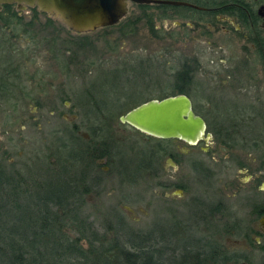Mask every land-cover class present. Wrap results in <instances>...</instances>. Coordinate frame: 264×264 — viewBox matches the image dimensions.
<instances>
[{
  "label": "rangeland",
  "instance_id": "rangeland-1",
  "mask_svg": "<svg viewBox=\"0 0 264 264\" xmlns=\"http://www.w3.org/2000/svg\"><path fill=\"white\" fill-rule=\"evenodd\" d=\"M146 4L128 1L118 23L86 32H75L59 17L31 6L14 7L22 18L18 24L0 20V65L17 72L12 73L15 84L0 99V159L34 165L52 136L69 141L74 125L79 134H88L93 120L90 97H104L116 108L109 114L115 144L111 167L105 165L103 171L95 162L90 171L91 180L98 173L103 180L84 207L96 228L102 230L106 218L117 225L110 215L114 209L128 229L169 232L179 242L209 236L241 252L238 264H260L264 228L261 242L255 243L252 226L259 217L252 208L264 203V189H258L264 188V180L251 189L248 179L251 171H260L233 164L229 145L211 133L189 144L178 138L162 140L119 120L129 106L176 91V73L184 66L192 80L187 94L206 123V111L213 110L229 126L233 120L254 122L253 131L242 128L248 137L264 132V66L257 45L223 30L231 27L221 20L210 23L196 11L192 18L176 13L167 17L155 3ZM138 63L146 66L139 68ZM118 148L131 159L130 168L136 153L154 151L155 161L123 175ZM242 151L251 160L259 153ZM201 157L207 166L200 164ZM238 185L241 189L234 193ZM219 200L218 212L202 219V208Z\"/></svg>",
  "mask_w": 264,
  "mask_h": 264
},
{
  "label": "trees",
  "instance_id": "trees-1",
  "mask_svg": "<svg viewBox=\"0 0 264 264\" xmlns=\"http://www.w3.org/2000/svg\"><path fill=\"white\" fill-rule=\"evenodd\" d=\"M188 1L206 8L167 3L155 4L160 8L161 14L167 17L176 13L192 18V12L196 11L200 13L201 19L214 23L215 7L222 5L221 10L228 12L230 7L228 2L233 0ZM140 5L147 4L140 3ZM14 7L10 3L1 4L0 20L7 24L20 23L22 18ZM148 20L150 28H153L151 20ZM252 41L257 45L256 49L264 66V39ZM139 63L135 66L139 68L146 66ZM13 72L14 69L10 70L0 65L1 89H7L8 84H15L12 80ZM15 73L17 76V72ZM174 83L177 90L171 94L187 93L188 85L192 84V80L184 66L176 73ZM90 98L89 110L93 120L88 134H79L78 128L74 125L69 130L71 137L69 141L59 140L66 138L64 136L56 140L55 135L52 136L50 145L42 155L36 154L39 160L34 165L28 166L26 162L21 161L20 165L16 166L0 160V264H238L241 262L243 259L241 252L228 250L216 240L209 239V236L200 235L196 242L187 240L179 242L177 238L171 237L169 232L156 234L151 228L128 229L127 223L115 213L114 209H110V215L115 217L117 225L112 226V220L106 218L103 229L96 228L94 220L85 212L84 207L88 203L90 192L103 182L101 173H98L94 180L90 179L92 163L96 162L103 171L104 165L108 168L112 165L110 149L115 141L112 138L109 114L116 108L111 107L104 97L98 96L96 100ZM205 115L207 131L213 133L217 141L229 145L230 148L264 144L263 131L248 137L242 130L245 126L251 130L254 122L233 120L229 126L227 123L229 121H223L213 110H207ZM117 151L118 162L122 165L120 171L123 175L132 174L155 161L154 151H151V154L136 153L137 157L132 159L130 168L128 164L131 159L124 158L122 149L118 148ZM143 155H146L144 159ZM158 227L163 229V226L158 225ZM71 231L74 232L72 235ZM260 264H264V261Z\"/></svg>",
  "mask_w": 264,
  "mask_h": 264
},
{
  "label": "water",
  "instance_id": "water-1",
  "mask_svg": "<svg viewBox=\"0 0 264 264\" xmlns=\"http://www.w3.org/2000/svg\"><path fill=\"white\" fill-rule=\"evenodd\" d=\"M128 1L206 8L188 0H0V5L17 3L19 7L36 6L40 11L59 17L71 30L86 32L118 22L127 11ZM260 9L264 10V4L260 5ZM119 120L146 134L178 138L190 144L210 134L206 131L205 118L196 112L190 96L184 92L141 101L120 114Z\"/></svg>",
  "mask_w": 264,
  "mask_h": 264
},
{
  "label": "flooded vegetation",
  "instance_id": "flooded-vegetation-1",
  "mask_svg": "<svg viewBox=\"0 0 264 264\" xmlns=\"http://www.w3.org/2000/svg\"><path fill=\"white\" fill-rule=\"evenodd\" d=\"M260 1L261 2H259L256 5L257 3L256 1L252 2L250 0H239V1L233 0L231 2H228V6H230L229 9L227 10L228 12H224L223 10H221L222 5H218L215 7L216 21L221 20L225 24H229V26L231 27V28L224 27L223 30L235 32L239 36H242L245 39L250 40V41L252 40L261 41L264 39V10L263 9L259 10V7L261 4H264V0H260ZM10 4L15 6L16 8L19 7L17 3H10ZM31 7H36V6H31ZM8 85L10 86V84ZM5 96H6V88L1 89L0 87V99ZM212 135L213 133H211V136ZM169 139H175V138H169ZM202 140H205V138H203ZM249 149L251 150L253 149L255 151L259 150V153L257 154L258 157L257 155H254L253 157L254 161L251 160L250 157H248V155L240 154V150H246L242 152H245L246 154L247 153L252 154L251 150ZM261 149L263 150L260 151ZM236 152H239V153H236ZM230 153L231 155H229V157L233 164L239 165L240 167H247V166L252 165L253 167H255L254 170L260 171L258 173H255V172L253 173V171H251L250 178H248L250 181L249 182L250 188L254 189L255 186L257 188L258 182H260V180H264V146L262 145L261 146H251V147L234 146V147H231ZM169 154L171 156L173 155V152L169 150ZM199 162L201 165L207 166L208 164V163L206 164L205 160L202 157L201 159H199ZM240 189H241V185L236 186V188L234 189V193L238 192ZM258 189L262 190L264 188L260 186L258 187ZM254 191H255L254 193H256V190ZM220 202H221L220 200L216 201L215 205L208 207L207 209L205 207L202 208L201 218L206 219V217H211L215 211L217 213ZM252 211H253L254 216L259 217L258 219L259 223L252 226L254 229V232H256V234L254 235L255 243L259 244L262 240V237L259 234L261 232L260 229L264 228V203L262 202L260 204L256 203L254 207L252 208ZM237 218H235L233 222H235L234 224L240 228L241 223L238 221Z\"/></svg>",
  "mask_w": 264,
  "mask_h": 264
}]
</instances>
